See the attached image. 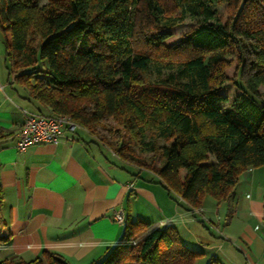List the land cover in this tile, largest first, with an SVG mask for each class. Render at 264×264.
Here are the masks:
<instances>
[{"label": "trees", "instance_id": "trees-1", "mask_svg": "<svg viewBox=\"0 0 264 264\" xmlns=\"http://www.w3.org/2000/svg\"><path fill=\"white\" fill-rule=\"evenodd\" d=\"M187 16L196 25L174 40ZM0 29L9 83L39 105L35 113L46 107L44 115H66L90 133L112 119L150 154L149 163L124 142L101 141L124 163L154 174L175 202L197 211L206 195L227 201L244 170L264 166V0H0ZM232 51L238 64L229 76ZM245 51L249 73L238 81ZM230 81L238 92L223 107ZM2 202L0 185V213ZM149 226L124 219L118 243L93 264H195L201 257L171 224L132 245ZM0 264L68 263L43 251Z\"/></svg>", "mask_w": 264, "mask_h": 264}, {"label": "crops", "instance_id": "crops-1", "mask_svg": "<svg viewBox=\"0 0 264 264\" xmlns=\"http://www.w3.org/2000/svg\"><path fill=\"white\" fill-rule=\"evenodd\" d=\"M5 87L0 84V236L8 240L0 243V261H31L48 251L68 264H93L121 238L124 224L113 215L122 210L125 220L150 223L144 235L173 225L187 247L202 253L195 264L212 258L264 264V166L244 170L229 200L206 195L194 211L170 198L154 174L139 184L142 172L85 128L64 132L57 144L17 150L23 111L39 112V105L27 92L17 102L12 86Z\"/></svg>", "mask_w": 264, "mask_h": 264}, {"label": "rangeland", "instance_id": "rangeland-1", "mask_svg": "<svg viewBox=\"0 0 264 264\" xmlns=\"http://www.w3.org/2000/svg\"><path fill=\"white\" fill-rule=\"evenodd\" d=\"M46 1L47 0H37L39 5L46 3ZM216 9H217L218 17L224 20L227 14V11L225 10V4L221 3L217 5ZM195 25H196V22L193 18L188 17V16L185 17L184 20L174 29V33H173L174 36L172 38L174 40H177L182 34L192 29ZM245 57L246 59L244 61V64L242 65V71L240 75L237 76L236 78L238 81L244 80L249 73L248 59L251 58V55L249 54V52L245 51ZM225 58L230 59L232 62V65L228 68V74L229 76H232L236 68V65L238 64L237 63V51H232L230 54H226ZM10 67H11V64L8 58L6 57V54L4 51L3 42H2V32L0 29V84H3L6 86L5 91H8L12 86L10 91H12V93H15L14 95H16V97L18 96L16 99H18L17 102H19V99L22 96H24L26 91L15 83L13 84L9 83L12 81L8 75V72H9L8 69ZM167 73H168V70L163 69V68L161 69V77L166 76ZM157 74H158L157 71L154 70L152 77H151L152 80L157 78ZM226 89L227 91L225 92V95L227 97V101L221 104L223 107L228 106L233 100L235 94L238 92V88L234 85L232 81L228 83ZM258 90H259V93L261 94L260 95L261 99L264 100V85L260 86ZM20 101H23V100H20ZM28 106L27 107L30 109V111L37 110L36 107H34L32 104ZM118 132L120 133L118 134ZM93 134L100 140H104L105 142H110L111 144L113 143L112 145H115V146L116 145L119 146V144H122L124 142L126 145H129L132 148L134 153L138 155L140 159L145 160L147 164L149 163L150 154L148 152H140L141 147H140V144H138V141L135 140L133 137H130L129 134L122 133L121 130L115 126V123L112 119H105L102 123L97 125L95 127V131ZM162 143L163 141L159 140V144H162ZM160 162H161L160 157H157L155 161V165L156 166L159 165ZM137 171L138 169L135 167L134 172L136 173ZM140 172H142V177L138 179L139 184L146 183L147 179H150L151 176H153L152 173L146 170H141ZM210 232L212 231L210 230ZM143 233L144 231L136 235V237L132 241V245L137 244L139 240L146 235V234L144 235Z\"/></svg>", "mask_w": 264, "mask_h": 264}, {"label": "built area", "instance_id": "built-area-1", "mask_svg": "<svg viewBox=\"0 0 264 264\" xmlns=\"http://www.w3.org/2000/svg\"><path fill=\"white\" fill-rule=\"evenodd\" d=\"M24 120L16 133L15 148L24 150L29 146L57 144L64 132H74L76 123L66 115H44L23 111ZM114 220L124 224L122 210L114 212Z\"/></svg>", "mask_w": 264, "mask_h": 264}]
</instances>
